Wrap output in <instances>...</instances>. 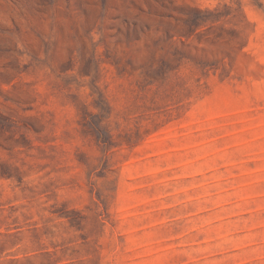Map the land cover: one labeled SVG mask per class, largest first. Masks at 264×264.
I'll use <instances>...</instances> for the list:
<instances>
[{
	"label": "rangeland",
	"instance_id": "rangeland-1",
	"mask_svg": "<svg viewBox=\"0 0 264 264\" xmlns=\"http://www.w3.org/2000/svg\"><path fill=\"white\" fill-rule=\"evenodd\" d=\"M0 264H264V0H0Z\"/></svg>",
	"mask_w": 264,
	"mask_h": 264
}]
</instances>
